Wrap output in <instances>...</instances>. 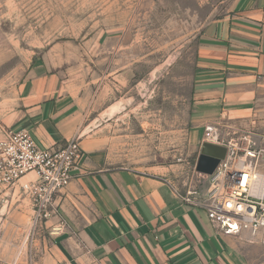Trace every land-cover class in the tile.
Returning <instances> with one entry per match:
<instances>
[{
    "label": "crops",
    "instance_id": "0c3cea01",
    "mask_svg": "<svg viewBox=\"0 0 264 264\" xmlns=\"http://www.w3.org/2000/svg\"><path fill=\"white\" fill-rule=\"evenodd\" d=\"M196 54L190 146L200 149L205 127L220 121L248 125L253 139L264 142V0H236L228 16L203 29ZM113 70L93 94L92 83L36 63L15 94L0 101V141L5 129H27L41 148L78 138L85 153L56 197L59 217L45 223H61L62 230L43 248L42 264H261L258 240L246 232L218 234L205 210L182 200L196 189L194 175L178 180L184 166L121 165L105 133L116 115L110 114L113 92L129 75L124 67ZM33 180L30 173L15 187L0 188V258L6 262L29 238L33 205L22 186Z\"/></svg>",
    "mask_w": 264,
    "mask_h": 264
},
{
    "label": "rangeland",
    "instance_id": "374dc122",
    "mask_svg": "<svg viewBox=\"0 0 264 264\" xmlns=\"http://www.w3.org/2000/svg\"><path fill=\"white\" fill-rule=\"evenodd\" d=\"M235 1L0 0V101L15 94L36 63L92 83L93 94L107 71L124 67L129 76L113 92L116 115L105 133L121 165L184 166L178 180L190 173L206 193L210 179L196 171L201 146L193 149L188 136L197 46L203 29L228 16ZM216 126L225 142L255 134L248 125ZM257 169L264 175V156ZM52 230L42 224L0 264H42ZM255 253L263 264L264 250Z\"/></svg>",
    "mask_w": 264,
    "mask_h": 264
},
{
    "label": "built area",
    "instance_id": "2783aa9c",
    "mask_svg": "<svg viewBox=\"0 0 264 264\" xmlns=\"http://www.w3.org/2000/svg\"><path fill=\"white\" fill-rule=\"evenodd\" d=\"M0 130L2 127L0 126ZM0 141V188L11 189L30 173L35 180L22 186L33 205L29 237L42 224L59 217L56 197L72 182L73 172L85 158L78 138L61 148H41L27 129H5ZM223 146L226 157L211 176L206 193L196 189L180 195L182 200L205 210L211 227L220 235L240 236L248 233L264 247V193L255 194L260 175L257 167L264 156V142H256L251 135H241L227 142L219 128L209 124L204 129L203 142ZM262 144V145H261ZM61 223L52 234L61 232ZM264 264V263H263Z\"/></svg>",
    "mask_w": 264,
    "mask_h": 264
},
{
    "label": "water",
    "instance_id": "95a60500",
    "mask_svg": "<svg viewBox=\"0 0 264 264\" xmlns=\"http://www.w3.org/2000/svg\"><path fill=\"white\" fill-rule=\"evenodd\" d=\"M227 149L223 146L204 143L201 146L200 155L196 164L198 173L211 176L221 160L226 157Z\"/></svg>",
    "mask_w": 264,
    "mask_h": 264
},
{
    "label": "bare ground",
    "instance_id": "6f19581e",
    "mask_svg": "<svg viewBox=\"0 0 264 264\" xmlns=\"http://www.w3.org/2000/svg\"><path fill=\"white\" fill-rule=\"evenodd\" d=\"M254 193L255 194H262L264 193V175H259L256 185L254 187Z\"/></svg>",
    "mask_w": 264,
    "mask_h": 264
}]
</instances>
